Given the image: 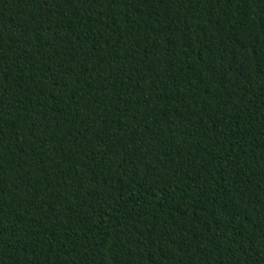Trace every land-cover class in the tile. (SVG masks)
<instances>
[{
	"label": "trees",
	"instance_id": "1",
	"mask_svg": "<svg viewBox=\"0 0 264 264\" xmlns=\"http://www.w3.org/2000/svg\"><path fill=\"white\" fill-rule=\"evenodd\" d=\"M0 264H264V0H0Z\"/></svg>",
	"mask_w": 264,
	"mask_h": 264
}]
</instances>
